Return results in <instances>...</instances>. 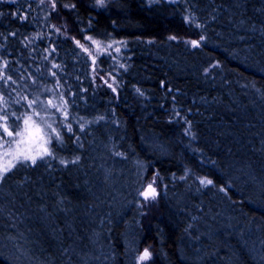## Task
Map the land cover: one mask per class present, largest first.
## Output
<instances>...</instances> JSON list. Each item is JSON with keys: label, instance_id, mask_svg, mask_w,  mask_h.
Listing matches in <instances>:
<instances>
[{"label": "trees", "instance_id": "trees-1", "mask_svg": "<svg viewBox=\"0 0 264 264\" xmlns=\"http://www.w3.org/2000/svg\"><path fill=\"white\" fill-rule=\"evenodd\" d=\"M44 111L51 151L0 176V264H264V0H0V133Z\"/></svg>", "mask_w": 264, "mask_h": 264}, {"label": "rangeland", "instance_id": "rangeland-1", "mask_svg": "<svg viewBox=\"0 0 264 264\" xmlns=\"http://www.w3.org/2000/svg\"><path fill=\"white\" fill-rule=\"evenodd\" d=\"M149 2H155L158 0H148ZM167 1H174V0H167ZM87 36L82 41L78 42V44L81 46L83 45L84 49H87L88 52L98 55L102 54L105 50H109L110 48L116 47L117 43H111V42H102L96 39H88ZM192 41H198V40H192ZM199 42V41H198ZM102 80L98 82V84H108L110 86H114L113 81L110 79V77L107 76H101ZM115 92L117 91V88L114 87ZM45 103H49L52 107L55 108L59 114L65 116L66 108L64 105V102L60 99L53 98ZM40 119L35 118L33 115H29L25 121L27 123L24 124V126L19 130L24 132V134L20 137H14L13 140H22L23 143L17 146L15 143L9 145L0 146V168H2L4 165L8 164L9 161L12 165L15 166L16 163H18L13 157L15 156L14 149L19 148L20 151H27V153L31 156L36 157V161L43 156H40L39 153H41L45 148L47 149V152L49 153L51 151V143L53 139H57L60 137V126L58 124L57 118H54L53 115L49 112H42L40 116H38ZM27 129V131H24ZM56 133H59V136L56 135ZM8 150L9 155H5V150ZM28 162H31L29 160ZM12 166V167H14ZM11 167V168H12ZM10 168V169H11ZM5 173L0 172V176H2ZM154 182V181H153ZM152 184V183H151ZM152 188L155 189V195L145 197V208H146V215L150 216L153 215V213L156 210L157 206V187L153 183ZM149 190V189H148ZM147 190V191H148Z\"/></svg>", "mask_w": 264, "mask_h": 264}, {"label": "snow or ice", "instance_id": "snow-or-ice-1", "mask_svg": "<svg viewBox=\"0 0 264 264\" xmlns=\"http://www.w3.org/2000/svg\"><path fill=\"white\" fill-rule=\"evenodd\" d=\"M98 3L103 4V0H98ZM73 7H74V5H73ZM88 39H91V37H88ZM202 39H203V37H202ZM198 43H199L198 41H192V44L193 45H197ZM81 47H83V45H81ZM85 50L87 51V49H85ZM17 119H19V118H17ZM5 120H6V118H5ZM25 123H27V121H25ZM17 127H19V126L17 125ZM69 130H71V129H69ZM24 131H27V129H25ZM5 133L7 134V136H13V135H15L16 137H20V136H22L24 134V132H22V131H17L15 134H13L11 131L8 130V126H7V123L6 122L3 125V132L0 133V136H3ZM56 135L59 136V133H56ZM13 143H15L17 146H19L20 144L23 143V141L22 140L8 141L7 139H4V145L11 146V144H13ZM0 146H3V145H0ZM13 151L16 153L13 158L17 162H20V161H29V160H31L32 163H35L36 162V157L29 155L27 153V151H20L18 147H17V149H14ZM45 154H48L46 148L41 153H39L40 156H43ZM5 155H9V152H8L7 149L5 150ZM12 166H14V165H12L11 162L9 161L8 164H6L2 168H0V172L7 173L8 171H10V168ZM202 183L212 184L213 181L212 180L205 179V180L202 181ZM142 195H144L145 197L154 196L155 195V189L152 188L151 185H149V190L146 191V192H144V193H142ZM149 255H150V253L147 250H145L143 256H141L140 259L141 260L147 259L149 257Z\"/></svg>", "mask_w": 264, "mask_h": 264}]
</instances>
